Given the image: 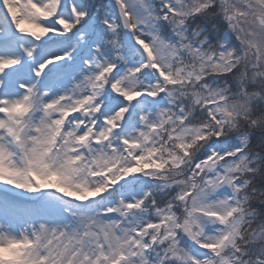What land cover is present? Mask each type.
Here are the masks:
<instances>
[{"label":"snow or ice","instance_id":"obj_1","mask_svg":"<svg viewBox=\"0 0 264 264\" xmlns=\"http://www.w3.org/2000/svg\"><path fill=\"white\" fill-rule=\"evenodd\" d=\"M0 264H264V0H0Z\"/></svg>","mask_w":264,"mask_h":264}]
</instances>
